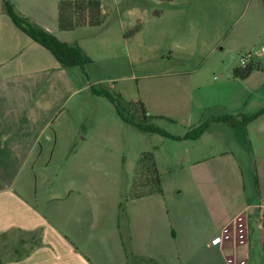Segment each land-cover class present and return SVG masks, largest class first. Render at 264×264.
I'll use <instances>...</instances> for the list:
<instances>
[{
    "label": "crops",
    "instance_id": "obj_1",
    "mask_svg": "<svg viewBox=\"0 0 264 264\" xmlns=\"http://www.w3.org/2000/svg\"><path fill=\"white\" fill-rule=\"evenodd\" d=\"M166 5V10L154 13L159 20L171 17L169 11L175 0ZM137 21L138 35L143 21ZM42 27L92 59L86 48L69 35ZM76 30L62 32L74 34ZM176 31L169 24L156 34L160 40L170 41V62L174 49L189 47V38H178ZM120 32L123 34V30ZM22 33L18 28L0 27L3 264H227L233 254L231 246L218 240L222 229L245 211L249 212L250 228L246 264H264V211H254L264 201V113L245 126L247 142L255 153L258 183L254 189L246 188L244 171L237 167L232 152L200 157L191 147L187 149L192 160L189 175L199 204H188L182 209L165 206L157 197L161 194L156 193L131 199L120 217L113 202L96 201L94 181L89 176L82 179L75 165L62 176L60 187L51 188L52 179L59 176L47 170L48 163L82 156L75 130L56 123L60 110L78 90L65 73L67 68L40 44L28 43ZM207 65L206 59L193 70L158 76L165 79V87L154 95L162 109L160 114L179 117L178 108L182 107L181 121L189 130L214 117L234 115L235 121L241 116L247 105L244 100L252 94L245 86L249 77L240 80L228 73L217 80V76H208ZM228 124L213 123L200 138L182 142H202L213 128ZM83 152L87 153L85 159H93L91 150L84 148ZM40 165L46 169H39ZM40 229L42 234L38 233ZM40 241L42 245H37ZM7 244L10 249L5 247Z\"/></svg>",
    "mask_w": 264,
    "mask_h": 264
},
{
    "label": "rangeland",
    "instance_id": "obj_2",
    "mask_svg": "<svg viewBox=\"0 0 264 264\" xmlns=\"http://www.w3.org/2000/svg\"><path fill=\"white\" fill-rule=\"evenodd\" d=\"M10 1L19 16L28 18L40 27L54 28L59 35H69L92 56V61L84 68H67L65 72L78 92L60 110L56 123H63L75 130L82 156L75 160L48 163L47 170L59 176L52 179L51 188L60 187L62 176L71 169V165H75L82 179L89 176L94 181L96 201L113 202L116 213L118 211L122 217L119 205H123L124 209L127 202L133 199L132 186L141 155L152 152L162 187V193L157 197L165 206L186 208L188 204L200 203L189 175L192 160L187 149L194 147L200 157L232 152L237 167L244 171L246 188L254 189L258 183L255 153L242 127L243 115H255L264 109L263 0H175L174 7L169 11L171 17L160 20L154 13L166 10L167 1L99 0L107 14L104 15L105 25L94 29L79 28L74 34L64 33L58 28V4L62 0ZM128 10L134 13H126ZM199 12L206 14L200 15ZM138 19L143 21L142 32L129 34L138 25ZM169 24L177 29L178 38H189V47L186 50L174 49L171 62L168 58L170 41H162L156 36L160 29L168 28ZM0 27L17 29L5 11L3 0H0ZM181 29H186V32ZM21 35L28 43L35 45L25 33ZM40 49L44 50L42 47ZM206 59L208 76H217V80L228 73L233 75L235 69L244 68L242 59H246V65L254 64L260 68L245 83L252 94L246 96L244 102L247 105L242 109L241 116L227 126L213 128L202 142L188 140V144H185L182 140H172L126 124L106 98L92 92V89H104L120 96L124 113L134 122L143 120L141 107L132 106V103L141 101L148 115L153 117L148 124L184 137L189 129L181 121L182 107L178 108L179 117L159 113L162 109L154 95L165 87L162 83L165 79L158 76L172 71L193 70L203 65ZM84 148L91 150L93 159H85L87 153L83 152ZM213 163L216 161L210 162ZM38 168L44 170L46 166L40 165ZM40 231L38 233L42 234V229ZM5 247L10 249L11 245Z\"/></svg>",
    "mask_w": 264,
    "mask_h": 264
},
{
    "label": "trees",
    "instance_id": "obj_3",
    "mask_svg": "<svg viewBox=\"0 0 264 264\" xmlns=\"http://www.w3.org/2000/svg\"><path fill=\"white\" fill-rule=\"evenodd\" d=\"M162 1L171 2L173 0ZM3 4L7 15L11 18L14 25L33 41L50 51L63 67L84 68L86 64L92 61L80 48L62 42L56 36L36 25L28 18L19 16L10 0H3ZM104 23L105 16L102 10V4L99 0H62L58 4V27L61 31H74L79 28L87 27L97 28L103 26ZM139 30L140 24L138 23V25L129 31V34L135 35ZM259 68V66H255L254 64H247L244 68L235 69L233 71V76L236 79L246 80L255 70H259ZM92 92L95 95L106 98L115 107L120 119L126 124L133 125L144 132L161 134L172 140H196L206 132L211 124L217 122L230 123L235 119L234 115L214 117L203 121L194 128H191L184 137L175 136L154 124H148L149 120L153 119V117L148 115L145 106L141 101L132 103V106L139 105L143 113V120L141 122H134L124 113V106L120 100V96H115L110 91L104 89H92ZM263 113L264 109L252 117H243V130L248 122L254 120ZM245 131L246 130H244V132ZM132 188V198L134 199L162 193L161 179L156 166L154 153L147 152L141 155ZM121 211H124L123 205H121ZM262 224L264 226V215ZM37 245L42 244L37 243ZM0 264H3L1 260Z\"/></svg>",
    "mask_w": 264,
    "mask_h": 264
},
{
    "label": "built area",
    "instance_id": "obj_4",
    "mask_svg": "<svg viewBox=\"0 0 264 264\" xmlns=\"http://www.w3.org/2000/svg\"><path fill=\"white\" fill-rule=\"evenodd\" d=\"M250 58V55H247ZM241 64L246 66V59L241 60ZM258 210L264 211V201L257 206ZM249 212L245 211L235 217V219L225 226L221 232L219 243H229L232 255L227 259V264H246L247 247L249 244Z\"/></svg>",
    "mask_w": 264,
    "mask_h": 264
}]
</instances>
